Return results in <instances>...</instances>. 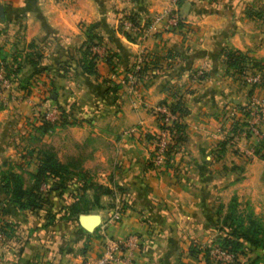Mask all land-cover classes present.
Wrapping results in <instances>:
<instances>
[{"label":"crops","instance_id":"1","mask_svg":"<svg viewBox=\"0 0 264 264\" xmlns=\"http://www.w3.org/2000/svg\"><path fill=\"white\" fill-rule=\"evenodd\" d=\"M0 7V61H9L14 53L20 63L16 78L30 89L26 99L7 106L23 111L30 101L52 94L76 120L69 123L75 139L97 143L105 139L121 152L116 156L121 164L116 181L123 189L116 196L124 198L120 207L125 206L119 216L112 218L111 208L98 205L79 212L65 222L60 233L66 246L54 254L51 264L93 261L100 254L103 236L122 239L129 233L137 235L136 244L122 246L113 264H124L126 259L131 264H220L202 250L189 254L188 245H207L224 235L218 227L217 207L221 203L225 207L232 194L237 200L248 199L254 215L264 222V159L254 156L245 162L229 147L223 150L224 145L223 154L214 153L222 103H264V85L241 84L226 69L220 52L231 47L264 59V0H0ZM173 7L181 19L176 30L129 38L117 29L119 13L131 12L143 23ZM88 25L116 52L114 67L119 75L140 50L150 53L134 90L107 88L111 71L103 60L96 62L97 73L82 70L78 48ZM200 67L204 76L191 81L190 72ZM169 85L183 94L186 139L166 165L164 159L152 161L150 140L157 124L139 99L150 104L169 100ZM7 106L0 109V121L11 112ZM4 127L2 123L0 167L7 159ZM127 128L132 131L126 133ZM259 128L264 131V111ZM248 141L259 149L263 143ZM222 181L227 183L219 186ZM0 196H5L1 184ZM4 204L13 220L25 221L13 203ZM27 238L16 254L10 247L13 242L0 247L4 264H33L38 259L31 249L35 237ZM260 255L259 248L245 243L234 264H264Z\"/></svg>","mask_w":264,"mask_h":264},{"label":"rangeland","instance_id":"2","mask_svg":"<svg viewBox=\"0 0 264 264\" xmlns=\"http://www.w3.org/2000/svg\"><path fill=\"white\" fill-rule=\"evenodd\" d=\"M8 60L9 61L7 62L10 66H13L10 59ZM1 62L2 61H0V65L2 68L4 67V70L9 75L10 83L6 87L1 86L0 84V109L7 106V104L13 100L26 99L30 91L25 85L26 83L18 80L16 74L13 75L9 73L11 69L7 68L8 66L6 63ZM236 77L239 78L241 84L248 83L241 76L236 75ZM190 79L194 82L197 81L192 78ZM140 80L141 79H137L130 90L124 84L121 85V87H124L128 91H132ZM53 100V98L49 97L48 93L44 95V97H38L35 101H30L29 104L26 102V109L23 111H21L22 109L20 108L19 110H16L14 105H8L7 108H9L11 112L6 113L7 116H3L0 121V125L3 123V126H5L4 128H7V148L5 147L7 151V159H5V162H2L0 170L9 168L17 173L22 187L28 188L33 183L32 173L34 171V166L38 161L41 148L52 150L56 159L61 162H67L69 168L74 173L71 180L65 181V185L61 190L57 187L58 182L55 181L54 178H46V181L42 184V190H46L44 193V196L47 197L45 201L40 203V201L36 200L31 208H21L13 204L16 207V211L23 213L22 220L25 221L22 222L24 224H22L21 221L18 222L13 220L11 213L5 206L7 212L1 217L2 233L0 236V247L4 244L8 245L13 242L10 247H12V252L16 254L20 252L23 245L26 244L29 239L27 238L28 236L35 237L36 240L34 243L36 245L32 246L31 249H33L32 251L34 252V255L38 256V259L34 261L33 264L38 262H40L39 264H51L54 254L62 252L60 248L63 246L65 247L66 245H63L65 244V240L62 238L63 235L60 232H63L66 227L65 222L76 216H80L79 213L74 212L76 208L78 211L84 209L89 210L93 208L94 204H96L107 210L111 208L112 211L109 213V216H111L115 205H117V211L125 206L123 204L120 207V201H124V198L116 196V194L122 192L121 190L123 189V185L116 181V175L121 170V164L117 161L118 157H116L121 153L118 150L117 144H113L105 139H99L100 143H97L95 140L80 142L73 137L76 134V131L75 129L70 128L69 123H60L47 129L44 133L39 132L37 129L39 122V108L50 101L52 103ZM139 103L140 106L150 112L157 124L158 120L151 111L150 105L152 104L144 99H139ZM156 103L160 102L158 101ZM231 105L237 106L243 104L239 102L229 103L227 101L222 103L219 109L220 118L218 120L220 128H218L217 136L214 137V139H216L214 145L215 155L219 156V153L223 154L222 151L226 147H229L235 154L237 153L240 155L245 162L251 160L254 156L263 158L255 153V149L258 147L248 140L261 139L264 131L259 128V124L257 132H255L253 128H247V123L245 125L240 124V126L238 125L239 127H237V125L233 127L234 121H231V119L227 117V110ZM90 108H92L91 110L93 112V107ZM66 111H68V120L73 118L71 112L69 110ZM95 113L96 111L91 114L94 115ZM182 119L184 121V118ZM231 128L236 129L235 131H232ZM237 128L242 129L236 131ZM130 129L131 128H127L125 132L128 133ZM156 130H159L158 125L153 132H156ZM227 137H230L231 139L226 141L224 146L219 145L221 140H227ZM152 139L153 137L151 138L150 143ZM101 145L103 149L98 148ZM221 146H223L222 151ZM176 152L177 150L173 155ZM154 163H162V160ZM226 183L227 182L222 181L218 184L219 186H223V184ZM0 200L3 204L4 201L9 202V204L11 203L8 200L7 195L0 196ZM247 200L248 199H245L244 197L237 200V210L245 212L247 209H251V205ZM221 206L223 208H221ZM217 209L219 210L218 215L221 216L226 210V207L221 203ZM256 217L258 219L261 218L258 216ZM261 221L263 222V220ZM4 222L6 223L4 224ZM207 245H212V241ZM259 252L261 253L260 257L264 259L263 251L259 249ZM3 253L4 248H0V264H4L5 262V259H3ZM42 257H44V259H41Z\"/></svg>","mask_w":264,"mask_h":264},{"label":"trees","instance_id":"3","mask_svg":"<svg viewBox=\"0 0 264 264\" xmlns=\"http://www.w3.org/2000/svg\"><path fill=\"white\" fill-rule=\"evenodd\" d=\"M178 0H176L177 2ZM129 16L132 20H136L135 15L131 12H128ZM180 23V22H179ZM92 26L88 25L85 29V37L83 41L80 43L78 48V61L82 70L86 73H97L96 71V54L90 50L92 45H103L104 46V56L103 61L108 65L109 71L113 74H117L114 67V60L117 58L116 52L109 49L106 46V39H104L101 35L93 32L91 30ZM119 30V28L117 27ZM121 31L125 36L130 38V35L123 31ZM223 61L225 63L226 69L230 70L237 76H241L243 72L250 68V69H257L261 71L262 76L264 77V59L259 60L254 58L253 56L249 55L246 51H242L237 48L231 47H222L220 50ZM37 56V55H36ZM36 56L30 58V62H34ZM1 63H6L7 68H10L11 71L9 73L16 74L20 68V63L16 60V55L14 53L10 56V62L13 63V66H10L8 62H4L1 60ZM133 62L126 68H124V72L126 71H134ZM147 67V63L144 62L137 70L134 72L137 75V79H141L142 75ZM3 71L5 75H8L6 71ZM191 73V72H190ZM205 72L203 71L199 76L198 79H201L204 76ZM190 75V74H189ZM9 76V75H8ZM109 88L112 91H115L119 87H121L120 82L116 81L112 77L109 79ZM167 90L169 91L171 98L169 100H161L160 103H166L170 112L174 113L175 118L172 119L171 129L172 132V140L167 142V145L164 150L163 159L166 165L169 160L172 158L173 153L183 144L186 139V133L184 129V121L183 116L186 113V106L183 100L182 92H179L176 89H172V85L167 86ZM50 98H53L54 102L55 97L52 94H49ZM56 106L59 108L61 116L57 122H48L46 120H42L38 117L39 122L37 125V129L39 132L44 133L47 129L55 126L57 124H64V123H75L76 120L70 118L68 120V111L58 103ZM242 106V105H238ZM248 111H244V115L248 117ZM67 116V117H66ZM67 118V120H66ZM241 122V123H240ZM247 120H241L239 122L234 121L233 127L240 124H246ZM248 124V123H247ZM158 126L161 124L157 123ZM239 125V126H238ZM232 131H235L236 128H231ZM242 128H237L236 131ZM231 138L227 137V140H221L219 145H224L226 141H229ZM263 143L260 145V149H255V153L259 156L264 158V133L261 136ZM222 147V146H221ZM175 169V167H174ZM74 173L69 168L67 162H61L56 159L54 153L50 149L41 148L39 151L38 161L34 166V171L32 173L33 183L28 188H24L21 185V181L18 177V174L13 172L9 168H5L0 170V184L3 192L5 195L8 196V200L17 205L21 208H31L34 204V201L38 200L41 202L45 201L47 197L44 196L43 191L40 188L41 183L46 181V178H54L55 181L58 182L57 187L61 190L66 180H71ZM49 185V184H48ZM85 187V186H83ZM48 189V188H47ZM238 201L234 194H232L225 207L226 210L224 213L219 216L218 209H217V219H218V227L224 232L223 236L216 238L212 241V245H203L197 246L195 243H189L188 245V252L191 255H195L199 251L202 250L205 257L208 256V251L211 246H218L221 249L231 252L232 259L230 261L221 262L220 264H234L237 261L238 254L244 252L245 243H248L251 246L257 247L264 253V222L258 219L249 208L245 212L242 210H237L236 205ZM96 204L93 205V207ZM64 208V207H63ZM86 209L78 211L77 208L75 209V213L85 212ZM6 207L0 200V215L4 216L6 214ZM71 216V215H69ZM6 222H4L5 224ZM214 242V243H213Z\"/></svg>","mask_w":264,"mask_h":264},{"label":"built area","instance_id":"4","mask_svg":"<svg viewBox=\"0 0 264 264\" xmlns=\"http://www.w3.org/2000/svg\"><path fill=\"white\" fill-rule=\"evenodd\" d=\"M172 2H176V0H172ZM181 19L176 9L166 8L161 11L153 14L147 21L140 23L136 20H132L129 16L128 12H122L117 14L115 23L119 30H123L127 32L130 36L139 34L141 37H144L148 34L157 32V31H172L176 30L180 27ZM121 32V31H120ZM90 50L96 54L97 61L103 60L104 56V46L103 45H92ZM150 57V53L144 52L140 50L137 56L133 61V70H137L144 62ZM134 71H126L122 74H113L111 73V77L116 81L120 82L121 85H126L130 90L137 80V75ZM203 72V68H196L192 70L190 73V77L193 80H198V76ZM241 77L248 82L249 84L254 83H262L264 85V77L261 74V71L257 69H246ZM9 76H5L3 73V68L0 65V84L1 86H8ZM51 100V99H50ZM151 111L154 113L155 117L158 120V123L161 126H158V131L154 132L152 135V143H153V152H152V161L160 162L164 156V150L167 145V142L172 140V132L171 129L172 119L175 118L174 113L170 112L166 103H156L150 105ZM228 107V106H227ZM248 111V117L244 115V111ZM264 111V103L256 104L253 100H250L248 103L243 104L242 106H234L231 105L227 110V117L231 119V121H241L247 120V128H253L255 132H257L258 124L261 118V113ZM61 113L59 108L56 106L54 101L51 103H45L43 106L39 108L38 117L42 120H46L48 122H57L60 118ZM67 117V116H66ZM234 119V120H233ZM131 131V129H130ZM128 131V133H130ZM44 183V182H43ZM40 188L42 189V184ZM112 218H117L118 211L115 210L111 215ZM1 215H0V236L2 233L1 227ZM137 242V235L135 233H129L124 238H113L111 236H103L102 239V248L98 257L93 261L88 260H80L77 262H73L70 264H113L115 258L117 257V253L121 249L122 246L132 247ZM208 256L213 258L218 262H226L232 259V254L229 251L219 248L218 246H212L209 248ZM124 264H131L130 259H126Z\"/></svg>","mask_w":264,"mask_h":264},{"label":"water","instance_id":"5","mask_svg":"<svg viewBox=\"0 0 264 264\" xmlns=\"http://www.w3.org/2000/svg\"><path fill=\"white\" fill-rule=\"evenodd\" d=\"M0 14H1V7H0ZM79 220H80V222L83 223V224H85V222H86V221H84V218H83V217H81Z\"/></svg>","mask_w":264,"mask_h":264},{"label":"bare ground","instance_id":"6","mask_svg":"<svg viewBox=\"0 0 264 264\" xmlns=\"http://www.w3.org/2000/svg\"><path fill=\"white\" fill-rule=\"evenodd\" d=\"M86 221V220H85Z\"/></svg>","mask_w":264,"mask_h":264}]
</instances>
